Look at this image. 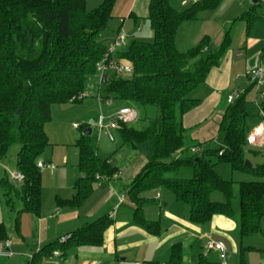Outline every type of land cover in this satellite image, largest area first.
Wrapping results in <instances>:
<instances>
[{
    "label": "trees",
    "instance_id": "obj_1",
    "mask_svg": "<svg viewBox=\"0 0 264 264\" xmlns=\"http://www.w3.org/2000/svg\"><path fill=\"white\" fill-rule=\"evenodd\" d=\"M115 3L116 0H103L98 7L87 11L86 0H0V162L9 148L17 144L16 168L23 176L20 185L7 178L1 180L0 193L14 213L15 230L22 214L38 215L40 211L41 172L36 164L49 146L44 127L50 121L51 108L76 98L84 92L88 79L95 75V64L105 52L102 34L108 29ZM216 5L215 0H201L177 11L169 0H149L147 19L152 42L132 41L126 50L117 53V59L131 66L132 73L129 78L111 74L104 84V101L157 109V117L149 120L142 130L135 131L128 124H119L116 130L129 147L148 142L151 145L148 162L131 180L126 193L136 206L132 221L151 235L157 234L158 223L142 215V204L148 201V193L167 189L178 203L187 207L190 222L203 224L217 215L233 217L235 214L231 205L234 183L217 174V165L264 178V163L245 165L246 94L255 84L248 85L231 104L225 102L215 148L206 146L212 142L207 141L195 145L199 148L197 153L181 157L188 150L183 117L199 103L191 94L204 83L210 70L219 65L230 37L228 32L214 52L207 50V37L183 52L177 49L175 40L182 25L197 21L200 12L212 10ZM254 20L252 9L234 23L249 24ZM258 108L256 118L261 123L264 103ZM76 145V166L82 176L73 186L75 193L71 199L55 198L58 208L79 207L91 195L96 176L110 179L117 172L96 155L87 136L82 134ZM185 168H191V178H172ZM235 186L238 235L261 233L264 182L240 181ZM214 192L221 193L224 201H210ZM13 198L20 202L19 209L14 208ZM111 224L112 220L106 216L83 224L59 247L65 244L100 246ZM6 238V230L0 223V241ZM32 260L33 257L26 264H33ZM165 264H181L178 245L172 247Z\"/></svg>",
    "mask_w": 264,
    "mask_h": 264
},
{
    "label": "crops",
    "instance_id": "obj_2",
    "mask_svg": "<svg viewBox=\"0 0 264 264\" xmlns=\"http://www.w3.org/2000/svg\"><path fill=\"white\" fill-rule=\"evenodd\" d=\"M137 2L138 0H125L122 7L116 12L118 14V29L121 27L126 36L135 31L139 32L141 29V23H136L138 19L134 11L143 14V6L137 7ZM188 4L192 5V0L184 2L183 7L187 8ZM237 6L233 5L231 7L239 9V14L234 17L227 29L220 30L219 37L217 36L214 40L212 39L213 36H210L209 31L212 33L215 28L211 26L208 29V33L202 32L199 38L193 42L195 46L203 37H207L209 40L207 50L214 52L229 32L230 44L219 65L210 70L204 83L191 94L192 99L199 102L198 105L183 117L184 128L187 130V135L189 134L188 137L191 142H197L195 145L211 140L212 142H218L217 128L223 111V109H218L222 100L221 91L228 88L231 79L230 74L233 70H236V77L244 78V85L241 89H228L224 97L233 90L244 91L251 84L245 78V74L255 70L253 67L255 55L248 56L251 52L255 53L259 51L258 65L260 66L257 68H261L264 73V23H261L262 18L257 14V11L264 7V0H258L251 7L245 4H238ZM252 9L255 15L253 22L249 24L245 21L234 23V20L241 14ZM120 19L124 20L121 25L119 23ZM237 23H243L244 25L242 34L240 33V38L237 40L238 42L236 41V45H234L232 28ZM180 29L175 40L176 47ZM216 31L218 32L219 29ZM114 34L112 33L109 36L104 34L102 40L107 42ZM210 44L216 45V48L211 50ZM261 87H264V84L259 89ZM252 90H254L253 101L258 104V100L256 99V96L258 97L257 86L252 87L246 94V97ZM198 94L200 96H197ZM119 107L130 108L123 104ZM258 113L259 110H257ZM247 121L248 118L245 122L248 133L260 123L257 118L248 123ZM209 144L206 146H209ZM195 145H192L190 149L196 147ZM260 146L264 147V144L251 147ZM203 147L205 148V146ZM252 154L254 155V153ZM38 162L41 161L39 160ZM257 165L260 164H251V166ZM5 172L7 171L5 170ZM120 174V172H116V176L114 175L115 177H111L110 179L96 176L91 195L75 209L67 207L58 208L55 204V198L71 199L73 197L75 193L73 186L76 180L82 176L79 172L74 177L75 180L73 179L74 182L70 187L69 193L57 194L46 201L41 198L38 215L24 213L20 216L17 230L12 227L6 230L7 238L5 241L9 242L8 251L10 252V256L8 258L0 257V264H26L31 257H33V264H146V262L165 264L170 256L172 247L176 245L180 247L181 264H264V217L260 223L261 233L240 237L238 235V219L235 216L237 213L233 217L217 215L206 223L195 224L189 221L186 206L178 203L174 197L165 193V191L156 190L153 191L154 193H148L146 195L148 201L142 204L144 219L158 223L157 234L151 235L132 221V214L136 206L126 195L127 185L121 194L111 191L112 194L117 196V199L119 196L125 195L126 200L124 196L121 202L116 203L114 209L112 205L104 208L99 207L101 199L104 197L103 186L101 185L102 179L110 184L111 180L118 179L116 177ZM8 179L11 181L10 178ZM16 185L20 184L16 183ZM95 186L97 187L95 193L98 192L95 196H101L97 197L98 200L93 203L98 204V210L87 211L85 213L84 209L87 203L94 197ZM20 207L21 204L19 207L14 208L19 209ZM111 215L112 217L110 218ZM105 216L112 220V224L104 232L103 243L100 246L78 247L65 244L64 247H59L62 243L60 239L70 235L72 231L81 225L91 223ZM209 240L220 242L224 245L226 256L223 263L220 261L218 251L207 248ZM2 242L0 241V243ZM1 249L0 245V251H2ZM55 253H57V256Z\"/></svg>",
    "mask_w": 264,
    "mask_h": 264
},
{
    "label": "rangeland",
    "instance_id": "obj_3",
    "mask_svg": "<svg viewBox=\"0 0 264 264\" xmlns=\"http://www.w3.org/2000/svg\"><path fill=\"white\" fill-rule=\"evenodd\" d=\"M125 1V0H124ZM123 0H116L115 9L112 11V19L108 23V29L102 34L112 35L114 34L118 27V14L120 7L123 5ZM189 0H169L171 6L177 11H183L191 6L188 4V7H183L184 2ZM103 0H86L85 8L87 11H91L98 7ZM218 6L212 10H206L198 14V21L194 24H185L180 29L179 38L177 40V49L180 51H186L190 47L194 46L193 42L199 35L203 32L208 33V29L212 26L215 29L212 33L209 31L210 36H213L214 40L218 35H220V30H225L230 26V23L233 21L234 17L237 16L239 9H234L231 6L235 5L238 7V4H245L246 6H252V0H216ZM148 4L149 0H138L137 7L143 6V14L136 12L137 24L141 23V29L139 32H133L130 35L126 36V40L123 43L122 47L118 50V53L126 50L128 44L132 41H139L150 43L152 42V32L148 22ZM232 8V9H231ZM257 14L261 16V23H264V7L257 11ZM243 23H237L234 28H232V37L234 39V45L238 42L240 38V33L243 31ZM219 31L215 32V30ZM212 34V35H211ZM219 37V36H218ZM101 39V38H100ZM237 41V42H236ZM216 48V45L210 44V49L213 50ZM255 55L253 61L254 69H256L259 63V51L251 52L250 55ZM242 67V66H240ZM249 73V72H248ZM236 70H233L230 74V81L228 88L221 91L222 100L218 107L219 110L223 109L225 104V93L227 90L232 88L241 89L244 85V78L236 77ZM246 75V74H245ZM124 78H129L130 75H123ZM246 82V81H245ZM104 85L98 86V77L93 75L87 81L86 88L84 93L87 95L86 98L78 100L77 103H66L61 105H54L51 108V118L50 121L45 125V133L48 138L49 146L44 150V152L39 157V160L44 165H52L53 168H46L40 170L41 172V188L43 200H49L57 194H66L69 193L70 187L73 184L77 173V142L82 138V133L85 129H90L91 134L87 136L89 145L94 149L96 155L102 159L106 160L110 166L121 173L116 178L111 180V183L108 184L104 179H102L101 185L103 186L102 191L104 192V197L101 199L100 208L112 205L113 209L116 203L118 202L117 196L112 194L111 191L116 192L117 194L123 193L125 186L130 184V181L138 174L142 167L148 162L150 158V143H145L142 145H136L134 148L125 145L122 141V138L119 136L117 131H112L114 141L110 142L107 135L104 132H101L97 126V122L102 117H114L115 114L120 109L117 101L110 100L109 105L104 103ZM197 93V92H196ZM200 94V93H199ZM197 96H200V95ZM254 90H252L247 95V103L245 105L246 113L248 114V121H251L256 118L258 107L261 103H264V99H259L258 104L253 101ZM131 109L136 112V119L128 123V127L132 128L135 131L142 130L147 122L151 119L157 117V109L151 106H141L139 104H128ZM73 125H76L78 128L73 129ZM189 134L186 137V143L188 150L181 154V157L187 158L190 156V147L197 144L196 141L189 139ZM217 142H211L209 148H215ZM19 146L17 144L12 145L6 156L0 162V181L8 179L10 174L18 173L16 168V157ZM254 153V155L252 154ZM245 162L251 164H263L264 163V147H251L247 146L245 148ZM252 162V163H251ZM54 169V170H53ZM5 170L7 172H5ZM217 174L224 180L231 181L234 183V198L232 200V208L235 213L238 211V197L235 184L240 181L252 182L259 181L264 182V178H256L249 176L247 174H241L237 172H232L227 165H217L215 167ZM116 176V175H115ZM113 176V177H115ZM192 177L191 168H185L180 170L177 174L173 175V179H188ZM74 179V180H73ZM105 181V182H104ZM114 188V189H113ZM97 187H94V193ZM159 191H165V193L170 192L165 188H160ZM98 192L94 194V197L87 203L84 212L86 213L91 211L98 210V204L95 203L100 195L95 196ZM154 193V192H153ZM100 194V193H99ZM172 196V195H171ZM96 197V198H95ZM173 197V196H172ZM126 200V196H125ZM14 207H19L20 202L13 198ZM128 201V199H127ZM210 201L212 202H223L224 198L221 193L214 192L210 195ZM104 203V205H103ZM102 216V215H101ZM237 217V215H235ZM0 223L3 224L5 230H9L10 227L14 228V213L9 210L6 206L5 201L3 200L2 194L0 193Z\"/></svg>",
    "mask_w": 264,
    "mask_h": 264
},
{
    "label": "built area",
    "instance_id": "obj_4",
    "mask_svg": "<svg viewBox=\"0 0 264 264\" xmlns=\"http://www.w3.org/2000/svg\"><path fill=\"white\" fill-rule=\"evenodd\" d=\"M201 0H192L193 3H197ZM124 22L123 19L119 20L120 25ZM126 40V34L123 29L120 27L113 37L106 42L105 52L102 58L95 64V75L98 77V85H104L111 74H117L119 76H123L125 74L130 75L132 73V68L126 63L117 59L118 50L122 47L123 43ZM245 78L251 84H255L258 89V98L264 99V87H261L264 84V73L261 68H257L255 70L250 71L245 75ZM242 91L233 90L228 93L225 97V102L227 104H231ZM87 95L82 92L76 98H71L68 102L74 103L75 101L82 100L86 98ZM105 104L109 105V101L105 100ZM136 119V112L131 108H120L114 117H102L96 124L99 127L101 132H104L108 140L110 142L114 141V137L112 135V131H116L119 127V124H128ZM76 125H73V129H77ZM247 146H255L258 144H264V122L259 123L254 128H252L246 137ZM199 151L198 147H193L190 149L192 154H195ZM39 170L46 169L47 167L53 168L52 165H44L41 162L36 164ZM10 180L14 183L21 184L23 181V176L20 173L10 174ZM125 195L118 197V202H121L124 199ZM112 215L110 216V218ZM69 236L63 237L60 241L64 242L68 239ZM1 250L0 257L8 258L10 256V252L8 251L9 242L3 241L0 243ZM207 248L213 249L219 252L220 261L223 263L225 261L226 251L225 247L220 242H214L209 240L207 242ZM57 256V253H55Z\"/></svg>",
    "mask_w": 264,
    "mask_h": 264
},
{
    "label": "water",
    "instance_id": "obj_5",
    "mask_svg": "<svg viewBox=\"0 0 264 264\" xmlns=\"http://www.w3.org/2000/svg\"><path fill=\"white\" fill-rule=\"evenodd\" d=\"M258 0H253L252 1V5L256 4ZM16 114H18V112H16ZM85 136H89L91 134V130L90 129H85L82 133ZM245 165L248 167H251V165L248 162H245Z\"/></svg>",
    "mask_w": 264,
    "mask_h": 264
}]
</instances>
